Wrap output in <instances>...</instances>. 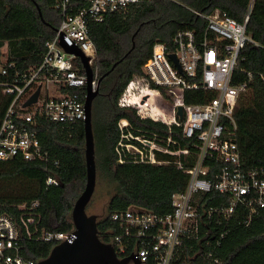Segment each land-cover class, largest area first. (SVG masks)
I'll return each mask as SVG.
<instances>
[{"label": "built area", "instance_id": "built-area-1", "mask_svg": "<svg viewBox=\"0 0 264 264\" xmlns=\"http://www.w3.org/2000/svg\"><path fill=\"white\" fill-rule=\"evenodd\" d=\"M52 1L53 9L61 14V23L45 45L42 63L17 76L12 83H0V162L19 158L58 165L51 159L37 129L41 122L54 123L61 130L84 125L87 95V75L81 59L77 52H67L60 45L61 39L89 58L92 88L96 90L99 72L91 26L104 23L109 15L126 13L130 5L140 0ZM253 3L254 0L243 23L219 10L209 15L194 12L206 22L205 28L199 32L179 31L171 42L157 40L141 75L133 78L120 96V109L133 108L141 120L161 123L169 133L174 127L180 128L183 138L190 143L180 147L170 137L164 139L147 129L135 130L126 119L119 121L120 164L128 157L124 153L137 163L167 164L157 159L156 154L160 153L175 156L177 169L187 176L185 189L165 198L169 213L157 214L132 206L112 215V221L123 230L110 242L120 258H124L129 243L133 242L131 254L141 264H172L179 249L187 242L199 240L203 233L195 205L197 194L216 192L229 198L228 205L210 208L208 219L217 215L229 221L239 213L244 216L242 223L248 226L264 210V168L244 167L235 119L239 99L248 88L247 83L235 84L240 55L250 44L260 47L246 31ZM0 71L3 75L7 73L3 65ZM247 75L252 79L251 73ZM258 78L264 83V73ZM39 88L37 102L24 107ZM187 91L209 92L213 98L205 104H187ZM175 146L178 148L174 149ZM182 157H191L193 163L186 167ZM211 162L216 165H212L214 168L209 165ZM46 185L59 186V181L48 177ZM18 209L17 215L0 212V264H38L41 260L24 254L25 245L30 242L57 245L72 241L73 232H51L43 226L38 202L29 207L20 205ZM211 258L212 252L206 255V259ZM214 263L219 264V260L214 258Z\"/></svg>", "mask_w": 264, "mask_h": 264}, {"label": "trees", "instance_id": "trees-1", "mask_svg": "<svg viewBox=\"0 0 264 264\" xmlns=\"http://www.w3.org/2000/svg\"><path fill=\"white\" fill-rule=\"evenodd\" d=\"M251 3L252 0H140L130 5L126 13L109 15L104 23L91 26L99 79L104 77L92 108L95 154L102 172L117 185V194L108 205L106 217L98 222L102 241L110 243L114 236L123 234L112 221L113 214L132 206L167 214L171 209L166 208L165 198L183 191L187 184L186 174L174 163L175 156L157 153V159L167 164L153 166L137 163L124 153L128 157L119 163V121L122 119L128 120L135 130L147 129L164 139L170 137L180 147L190 144L180 128L174 127L169 133L161 123L141 120L133 108L120 109L118 100L127 84L141 75L157 40L171 42L179 31L199 32L205 28L206 22L194 12L209 15L219 10L243 23ZM52 6V0H0V59L3 48L7 47L3 65L7 73L3 75L0 71V83H12L17 76L42 63L45 45L61 23V14ZM246 31L260 47L248 45L236 69L235 84L248 85L235 112L237 143L246 169L264 168V83L258 78L264 73V0H254ZM247 73L253 75L252 79ZM211 98L213 94L205 91H187L185 95L187 104H205ZM37 130L51 159L58 165L54 166L52 161L26 162L19 158L0 162V212L17 215L18 206L29 207L38 202L42 224L48 231L72 233L71 212L85 189L87 177L84 125L61 130L54 123L41 122ZM182 161L186 167L193 163L191 157H182ZM209 165L216 166L213 162ZM48 177L57 179L59 186L48 187ZM222 204H229L227 195L211 192L195 196L203 233L199 240L181 247L172 264H216L214 258L219 264H264V210L248 226L242 223L244 216L239 213L229 221L217 215L208 219V210ZM132 243L124 257L132 253ZM55 245L30 242L25 245L24 254L33 260H44ZM210 252L213 258L206 259Z\"/></svg>", "mask_w": 264, "mask_h": 264}, {"label": "water", "instance_id": "water-1", "mask_svg": "<svg viewBox=\"0 0 264 264\" xmlns=\"http://www.w3.org/2000/svg\"><path fill=\"white\" fill-rule=\"evenodd\" d=\"M37 9L40 16H42L38 6ZM60 45L67 52H77L87 75L86 120L84 122L87 177L85 189L76 200L71 212L74 226V237L72 241L66 240L54 246L49 256L41 260L38 264H141L135 254L120 258L112 243H106L100 239L98 233V216L87 214V207L94 194L97 181L92 108L95 98L99 95V86L96 90L92 88L93 72L89 65V58L85 57L76 47L69 45L64 38L61 39ZM103 78L99 79L98 85H100ZM39 94L40 88L26 101L24 107H29L36 103ZM8 105L9 100L6 102V107ZM179 114L182 118V109H180Z\"/></svg>", "mask_w": 264, "mask_h": 264}, {"label": "rangeland", "instance_id": "rangeland-1", "mask_svg": "<svg viewBox=\"0 0 264 264\" xmlns=\"http://www.w3.org/2000/svg\"><path fill=\"white\" fill-rule=\"evenodd\" d=\"M3 54L1 57L0 65H4L7 59V47L2 50ZM97 181L94 194L87 207L88 215L98 216V222L106 217L108 205L111 199L117 194V185L108 176L102 172L97 163Z\"/></svg>", "mask_w": 264, "mask_h": 264}]
</instances>
